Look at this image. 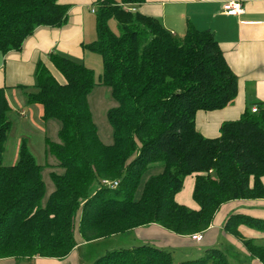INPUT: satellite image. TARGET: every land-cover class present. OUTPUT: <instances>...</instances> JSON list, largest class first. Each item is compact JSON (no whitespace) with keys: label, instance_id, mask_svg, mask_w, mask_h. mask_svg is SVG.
I'll use <instances>...</instances> for the list:
<instances>
[{"label":"trees","instance_id":"1","mask_svg":"<svg viewBox=\"0 0 264 264\" xmlns=\"http://www.w3.org/2000/svg\"><path fill=\"white\" fill-rule=\"evenodd\" d=\"M145 2L92 3L96 38L84 48L101 58L97 82L82 63L49 53L51 68L36 64L32 87H14L24 92L28 105L39 108L42 120L61 123L60 144L51 152L63 173L50 175L54 190L44 206L41 168L25 144L14 165L2 164L12 109L0 88V261L61 260L76 247L77 236L91 243L149 225L178 236L204 233L222 204L264 199V103L253 105L256 113L249 108L239 119L223 122L217 138L200 135L196 113L229 105L237 95L236 76L210 31L189 26L176 39L154 18L120 6ZM69 9L60 0H0V53L20 51L40 27L63 26ZM110 20L117 33L110 30ZM95 85L108 87L117 103L107 112L113 129L109 146L99 141L87 106ZM155 164L162 171L150 176L133 200L142 175ZM190 175H195L197 210L174 199ZM103 180L118 186L110 189ZM240 226L264 235V221L233 215L224 225L252 260L264 264V245L245 238ZM205 262L230 264L216 249L179 264ZM93 264H172V257L139 245L110 252Z\"/></svg>","mask_w":264,"mask_h":264},{"label":"crops","instance_id":"2","mask_svg":"<svg viewBox=\"0 0 264 264\" xmlns=\"http://www.w3.org/2000/svg\"><path fill=\"white\" fill-rule=\"evenodd\" d=\"M234 1L241 3L242 14L224 15L223 5ZM60 2L70 5L63 26L40 27L23 42L20 51H11L5 55L0 53V88L5 89L8 103L9 97L16 100V94L20 91L14 87L33 86L36 64L43 63L47 68H51L47 61L49 53H57L82 63L88 69L92 68L90 65L95 61L96 54L89 52L84 46L94 41L91 34L93 22L88 15V12L92 14L91 6L94 0ZM128 8L132 12L154 18L176 39H181L189 26L197 31L212 33L224 61L236 76L237 95L222 110L196 113L195 128L204 138H217L219 126L223 122L235 121L255 103H264V0H146L140 6ZM151 168L160 166L153 165ZM194 178L195 175H191L183 180L182 188L174 199L180 205L197 210L196 204L190 200ZM261 182L264 186V177ZM233 215L264 221V199L235 200L222 204L214 214L209 228L202 233L199 242L192 241L189 236L172 234L156 225L136 228L102 240L108 242L117 236L124 238L126 236L131 239L130 247L152 245L170 253L177 251L180 253L178 260L182 261L198 259L206 250L216 249L221 251L230 263L237 255L244 259L242 260L244 264H259L249 257L240 241L225 232L224 225ZM239 231L247 239L264 240L262 239L264 235L245 226H240ZM76 242L82 243L78 236ZM73 250L61 260L33 258L27 261L36 264L68 263V258L74 254ZM14 263L15 261L10 259L0 261V264Z\"/></svg>","mask_w":264,"mask_h":264},{"label":"rangeland","instance_id":"3","mask_svg":"<svg viewBox=\"0 0 264 264\" xmlns=\"http://www.w3.org/2000/svg\"><path fill=\"white\" fill-rule=\"evenodd\" d=\"M112 1L121 4V0ZM120 6L125 10H129L128 7H130L124 4ZM91 10H93L95 13V6L92 5ZM94 13L90 14L88 12L89 17L93 22V29L91 31V34L95 40L96 34ZM108 26L113 33H117L116 23L114 20H110L108 22ZM94 57L95 61L90 65L92 67L90 70L93 72L94 82H97L102 72V64L101 58L97 54ZM86 99L91 119L93 124L95 125L96 134L99 141L103 145H111L113 143V129L110 123L108 122L107 112L110 109L115 108L117 106V103L113 100L110 89L106 86L95 85L91 89ZM9 103L12 107V111L9 114L10 120L12 122V127L4 145V152L2 154V164L4 166L14 165L18 160L19 148L21 144L24 143L30 154L33 156L36 164L39 165L41 168L40 176L44 185V195L40 203L42 206H44L49 195L54 190V184L50 175H61L63 173V168L58 166V161L51 152L52 145L60 144L58 134L61 127V123L59 120L54 118L47 119L45 121L42 120L38 107L35 105H28L24 101V92L22 90L17 92L16 100L14 98L11 99V97H9ZM161 171L162 170L160 168H151L148 169L142 175L138 188L133 195V200L136 201L139 199L143 183L150 176L157 175ZM103 182H105V180L102 181V184ZM190 200H192V198H190ZM77 221L78 217L76 219V222ZM195 234H200L202 239V233ZM195 234H192L189 237L191 238ZM130 242L131 239L126 236L125 238L117 236L108 242H106V240L101 239L100 241H95L87 244L79 243L73 250L74 254L68 258V263L63 262L57 264H93L96 260L103 256H106L110 252L118 251L119 249H128L131 244ZM256 243L264 245V241L261 240L256 241ZM241 245L243 246L242 243ZM133 246L138 247L139 245ZM171 256L173 264H179L180 262H183L181 259L178 260L180 253H178L177 251H172ZM242 260L244 259L236 255L234 257V260L230 264H244ZM14 264L36 263L33 261L20 259L16 260ZM205 264L213 263L205 262Z\"/></svg>","mask_w":264,"mask_h":264},{"label":"built area","instance_id":"4","mask_svg":"<svg viewBox=\"0 0 264 264\" xmlns=\"http://www.w3.org/2000/svg\"><path fill=\"white\" fill-rule=\"evenodd\" d=\"M223 14L226 16H238L242 14V5L240 2L234 1V2H228L225 3L222 7ZM131 11V10H130ZM92 13H94L93 10H91ZM251 112L256 113L257 107L253 106L251 107ZM103 185L109 187L110 189H114L117 187V182H103ZM193 241L199 242L201 240L200 234H195L191 237Z\"/></svg>","mask_w":264,"mask_h":264}]
</instances>
